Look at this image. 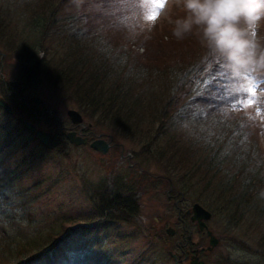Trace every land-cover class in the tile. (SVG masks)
<instances>
[{"label":"rangeland","instance_id":"rangeland-1","mask_svg":"<svg viewBox=\"0 0 264 264\" xmlns=\"http://www.w3.org/2000/svg\"><path fill=\"white\" fill-rule=\"evenodd\" d=\"M28 1L23 3L25 6H21L25 14H28V11L36 6L42 5L43 1L51 2L52 0ZM71 1L60 0L55 7H63V14L68 11L79 14L82 8L76 7V4H71L70 8H64ZM135 1L139 3L137 6L134 5L142 9L141 20L154 21L151 28L148 25L147 30L142 31L143 35L140 34L142 39L137 37L135 41L128 39L126 41L123 39L126 34L125 31H118L115 34L102 22L101 25H99L100 22L95 23V30L102 29L105 37L109 39L107 42L110 43L111 38L113 39V45H132L131 50L136 55L139 54L136 58L137 62L144 65L145 68L155 67L156 71L159 68L160 72L167 75L172 83L178 82L180 88L178 87V90L173 94L176 95L170 106L172 108L168 109L167 107L168 126L166 128H163L164 126L159 127L158 123L155 126H146V123L150 121L149 119L157 112L151 107L146 116L143 114L141 116L143 118L142 126H135L134 131L137 135L133 138L110 128L107 124H99L98 119L94 120L89 117L88 113L76 104L72 93L68 92L63 85L61 88L55 79L47 74L45 65H40L39 60L50 65L55 61L61 62L72 54L69 48L67 55H64L66 50L55 35H44V30L41 32H38L39 30L34 31L30 28L31 26L22 28L25 27L24 22L18 17H14L8 26L0 29V99H4L14 108L15 115L10 116L9 119L14 123L22 120L23 125L24 121L35 123L41 125L40 128L46 131L56 132V128L50 127L52 125L50 121H55L54 118H48L46 113H42L44 111L40 107L34 108L38 115H32L27 110L28 108L31 109V104L24 100L19 102L11 94H16L19 99L26 98L28 100L33 96H38L53 114L58 117L64 115L67 124L71 123L67 111L77 110L82 114L86 126L90 127L92 137L104 138L110 141L112 145L107 156L96 152L89 146L76 147L69 142L64 143L62 147L58 146L48 150L39 145L33 133L26 132V139L23 138V142L27 149L20 152L18 156L9 158L6 165L0 170V205L3 200L8 203L6 206L12 202L14 212L24 214L26 218L31 220L32 224L26 222V225H23L25 231L22 232L29 235L27 239L37 237L46 231H62V224L77 222L69 226V228H75L69 233V236L74 234L72 248L78 257L94 256L92 259H96V261L92 260L93 263L102 261L100 264H152L153 262L157 263L159 255L163 264H175L171 260V256L169 258L167 256V247L163 251L164 242L169 241L166 233L168 228L174 229L177 233L176 238L171 237L172 246H175V243L180 240L179 235L182 232L188 234L186 244L190 245L191 249L208 246L209 239L199 231L196 223L191 221V216L187 215L193 204L197 202L194 200H197L198 196L204 198V195L195 188L189 190L185 187L182 183L183 178L180 176L187 170L181 171L180 166H176V161L171 158L168 159V157L178 158L187 154L189 147L185 136L186 131L192 136L201 138L209 128L218 131L217 128L224 127V123L217 118V116H221L219 106L222 104H218L212 99L208 101L207 98H203V104L197 103V112H202L206 117L211 116L210 114L214 116L212 121L205 122L204 125H200L201 122H198V115L193 114L195 111L185 110L182 86L191 83L192 80L193 83L197 81L200 83L198 77L204 73L202 72L204 62L202 61L207 58L208 52L200 43L199 37L193 39L192 45L190 42L185 45V43L172 38L174 21L182 18L183 8L170 6L165 16L161 15L162 11L165 10V0ZM72 6L73 8H71ZM134 14L133 16H135ZM150 17H155V19H150ZM83 19V31L88 32L90 29L87 25L88 20L86 17ZM129 20L126 23L133 25L132 17ZM74 28V31L82 29L81 27ZM257 35L264 42V22H262ZM26 40L28 44L35 43L40 58L38 59L37 77L32 80L23 78L24 62L19 61L15 52L3 46L4 42H8L11 46L12 42L15 41L14 47L17 50ZM94 40H88L85 47L92 48L93 45L91 44ZM50 42H54L53 48L49 47ZM40 43L48 46L49 55L46 50L45 52L39 51ZM69 43L72 45L73 42ZM22 48L24 49L25 46ZM21 51L24 53L22 49ZM28 55L31 56V53ZM28 55H25L26 60L29 59ZM199 60L201 62L197 64ZM68 64H71V61L65 60V65ZM218 69L224 74L221 68ZM154 75L152 76L155 77ZM248 77L250 83L238 85L231 81L227 74H224L222 87L224 96L229 100V103L223 104V107L228 112H225L227 116L231 112L238 114V117H241L239 116L241 114H246V119L250 125H252L251 119L254 118L252 113H255L263 126L258 127L260 128L259 132L254 130L256 128L253 129L252 144L257 145L253 148L257 147L259 153L264 156V101L262 100L264 76L257 77L249 73ZM206 89L210 90V87L208 85L203 86L196 95ZM145 94L147 95V93ZM32 105L35 106L33 103ZM200 105H204V110H198ZM179 108L181 109L179 110ZM58 117L56 118L57 123ZM161 117L163 118V116ZM171 123L174 126L178 124L184 129L172 128ZM228 127L232 129L231 126ZM247 128L250 131L248 126ZM249 131L247 132L249 133ZM254 135L259 140L255 139ZM247 146L246 149L251 148L250 145ZM201 149L204 148L201 146ZM31 152H34L33 155H37L36 162L31 164L28 162L25 165V168H28L27 174L22 173L16 165L20 164ZM196 152L201 153L198 146ZM191 157L192 155L190 158L185 156V162H192ZM120 184L127 186L125 192L127 197L131 190L140 195L135 198V204H133L136 207L135 210L131 206L129 208L116 206L109 209L110 217L108 210L101 208L102 200L105 197L114 196L117 192L110 191L117 189ZM108 189L110 191L107 193ZM6 206L4 205V208ZM178 209L182 211L183 221L179 218ZM183 223H186L185 228ZM98 224L101 226L100 231L97 230L89 236L85 233L91 232V229ZM103 224L108 225V227ZM208 225L220 243L213 252L208 255L202 254V258L207 264H237L236 261H248L258 255L255 252H264V247L260 245V242L264 244L260 239L261 225L245 222L244 225L241 224L238 228H233L214 213ZM68 249L65 251V259L68 256H73L70 248ZM148 250L154 255L149 257L147 262H143L141 260L142 254L146 255ZM8 253L11 252L8 251ZM0 263L2 262L0 261ZM262 263L264 264V259Z\"/></svg>","mask_w":264,"mask_h":264},{"label":"trees","instance_id":"trees-1","mask_svg":"<svg viewBox=\"0 0 264 264\" xmlns=\"http://www.w3.org/2000/svg\"><path fill=\"white\" fill-rule=\"evenodd\" d=\"M26 1L28 0H0V29L8 26L10 20H13L14 17H18L19 20L24 22L25 27L22 28L31 26L30 28L34 31L39 30L38 32H41L44 30V35H55L66 50L64 52L65 56L70 48L72 54L67 56L68 58L66 57L68 60L64 58L61 62L55 61L50 65L44 64L42 60H39V63L45 65L47 74L53 77L60 87L63 85L68 92L72 93L76 104L80 109L87 112L89 117L94 120L98 119L99 124H107L110 128L121 131L124 135L133 138L137 135L134 131L135 126H142V114L146 116L152 107L157 112L149 119L150 121L146 123V126H155L157 123L159 127L164 126L163 128H166L168 126L167 107L168 109L172 108L170 106L176 95L173 94L178 90V87L180 88L178 82L172 83L167 75L160 72L159 68L156 71L155 67L145 68L144 65L137 62L136 58L139 54L136 55L131 50V44V46L113 45V39L111 38L110 43L107 42L109 39L105 37L102 29L95 30V23L100 22L99 25H101L102 22L115 34L118 31H125L126 34L123 39L126 41L127 39L135 41L137 37L141 38L142 31L147 30L148 25L144 20H141L142 9L136 7L139 2L135 0H83L79 6L82 8L79 14L70 11L63 14V7H55L60 0H52L51 2L43 1L42 5L36 6L28 11V14H25L21 6H25L23 3ZM71 4H74L73 0L64 8H70ZM184 15L183 10L182 17ZM83 17L88 20L87 25L90 28L88 32L83 31ZM131 17L133 25L126 23ZM74 27H81L82 29L74 31ZM196 37L199 36L194 30L192 34L180 41L185 45L188 42L192 45L193 39ZM172 38L178 41L174 36ZM93 39H95L91 44L93 47L86 48L87 41ZM54 41L56 40L54 39ZM69 42H73L72 45ZM120 42L123 43L121 40ZM53 43H49L50 48H53ZM14 44L15 41L12 42L13 46H10L8 42H4L3 46L15 52L19 61L24 62L25 66L22 73H24L23 78L25 80L36 78L39 65L38 59L40 58L35 43L28 44L26 40L17 50ZM39 45V51L45 52L46 50L49 55L48 46H45L44 43ZM22 46H25V48L23 49ZM21 49L25 55L31 53V56L28 55V60H26ZM86 52L88 53L85 54ZM65 60L71 61V64L65 65ZM200 62L201 60L197 61V64ZM202 62H204L202 70L204 73L198 77L200 83L198 81L193 83L192 80L191 83L182 86L185 110L195 111L193 114L198 115V122H201L200 125H204L205 122L212 121L214 116L210 114L211 116L206 117L202 112H197V103L203 104V98H207L208 101L212 99L217 101L218 104H222L219 106L221 116H217V118L225 126L217 128L218 131L209 128L201 138L192 136L186 131V135H184L187 137V146L189 147L187 154L178 158L169 156L168 159L171 158L176 161L175 164L177 167L180 166L181 171L187 170L186 173L180 176L183 178L182 183L185 187L189 190L195 188L204 195V198L198 196L197 200L194 201L207 207L214 215L220 217L233 228H238L239 225H244L245 222L261 225L260 239L264 242V198L259 196V192L264 189V156L259 153L257 147L253 148L257 145L252 144L253 129L256 128L254 130L259 132L260 128L258 127L263 125L254 112L252 113L254 118L250 121L252 125L248 123L246 114L239 115L241 117H238L235 112L229 113V116L225 114V112H228L223 104L229 103V100L224 96L222 87V78L225 73L219 71L220 65L209 52L207 58L203 59ZM153 74H155V77L152 76ZM205 85L210 87V91H202L199 95H196ZM262 98L264 101V96ZM203 106L200 105L198 110H204ZM9 117L10 115L0 108V170L6 165L9 158L18 156L20 152L27 149L23 138H25V133L28 131L23 128L21 123H14ZM171 126L172 128H183L178 124L174 126L171 123ZM228 126H231L232 129ZM255 137L259 140L257 136ZM247 145H250L251 148L246 149ZM197 146L202 155L196 152ZM201 146L204 148L203 150ZM32 153L34 152L28 154L20 164L16 165L22 173L27 174L28 168L26 169L25 165L28 162L30 164L36 162L37 155ZM191 155L193 161L185 162L184 157L188 156L190 158ZM17 176L19 177V175ZM103 202V210L108 211L116 206L127 208L131 206V208L134 207V210L136 208L133 206L134 202L125 203V201L121 202L120 200L111 205L108 197H105ZM7 204L3 200L2 206L0 205V213H2L0 215V261L2 263L77 264L74 256L64 258L65 251L69 250L68 248H70L72 254L75 253L72 248L74 234L69 236L70 231L74 228H69V226L77 222L62 224V231H46L37 237L27 239L29 235L22 232L25 231L23 225H26V222L32 224L31 220L26 218L24 214L14 212L12 202L6 206ZM109 216L111 217L110 213ZM104 226L108 227V225ZM97 230H101L99 224L92 228L91 232ZM67 232L68 235L62 239L61 237ZM164 243L163 251L167 247L166 253H168L170 247L168 244L170 243L169 241ZM260 245L264 247L261 242ZM175 248L177 247L175 246ZM173 250L175 251L174 248ZM8 251L11 253H8ZM255 254L258 255L248 261H236V263L263 264L264 252H255ZM153 255L148 250L146 255L142 254L141 260L147 262L149 257H153ZM167 256L170 257L169 253ZM159 262H162V258L158 255L157 263L153 262L152 264H159Z\"/></svg>","mask_w":264,"mask_h":264},{"label":"clouds","instance_id":"clouds-1","mask_svg":"<svg viewBox=\"0 0 264 264\" xmlns=\"http://www.w3.org/2000/svg\"><path fill=\"white\" fill-rule=\"evenodd\" d=\"M82 2L73 0L77 7ZM170 6L185 12L174 21L172 35L180 41L195 30L231 81L247 85L249 73L264 76V42L257 35L264 22V0H165L161 15L166 16ZM259 196L264 198V189Z\"/></svg>","mask_w":264,"mask_h":264},{"label":"water","instance_id":"water-1","mask_svg":"<svg viewBox=\"0 0 264 264\" xmlns=\"http://www.w3.org/2000/svg\"><path fill=\"white\" fill-rule=\"evenodd\" d=\"M32 101L37 105L42 104V100L37 97L32 98ZM0 106H2L7 112L12 113L11 107L3 99H0ZM68 114L71 116L74 123H79L82 121V117L77 111L70 110ZM25 125L29 130L34 131L36 138L49 149L55 148L62 142V139L57 132H44L42 130L37 129L34 125L28 122H26ZM68 138L75 145L85 144L87 142V139L77 138L73 133L68 134ZM91 146L92 148L100 150L103 153H106L108 150V144H106L104 141H96L92 143ZM192 210V221H197L199 229L203 231L207 228V221L212 218V214L200 204H195ZM169 233L174 234L172 230H169ZM208 236L210 237V247H208V250H212V248L218 245L219 240L213 235L211 231H208ZM193 259V264H205L203 261H200L197 256Z\"/></svg>","mask_w":264,"mask_h":264},{"label":"flooded vegetation","instance_id":"flooded-vegetation-1","mask_svg":"<svg viewBox=\"0 0 264 264\" xmlns=\"http://www.w3.org/2000/svg\"><path fill=\"white\" fill-rule=\"evenodd\" d=\"M49 116H53L52 113H50ZM59 118V125H56V129H59L61 132V135H63V139L66 140L67 139V135L69 132H75L78 136L81 137H87L89 138V142L91 141V132L88 129V127L85 124H80L78 126L73 125L72 123L65 125L66 120L64 118V115L58 117ZM46 123V120H45ZM112 145H110L109 150H111ZM187 257H189V252L187 251Z\"/></svg>","mask_w":264,"mask_h":264},{"label":"snow or ice","instance_id":"snow-or-ice-1","mask_svg":"<svg viewBox=\"0 0 264 264\" xmlns=\"http://www.w3.org/2000/svg\"><path fill=\"white\" fill-rule=\"evenodd\" d=\"M150 19H155V17H150ZM205 91L206 92H209L210 90L209 89H206Z\"/></svg>","mask_w":264,"mask_h":264}]
</instances>
